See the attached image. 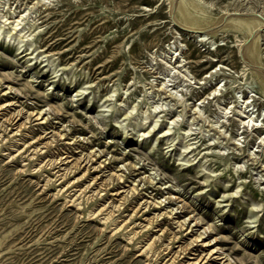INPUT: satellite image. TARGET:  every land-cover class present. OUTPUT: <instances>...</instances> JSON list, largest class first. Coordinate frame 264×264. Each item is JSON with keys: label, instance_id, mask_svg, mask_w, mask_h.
I'll list each match as a JSON object with an SVG mask.
<instances>
[{"label": "rangeland", "instance_id": "374dc122", "mask_svg": "<svg viewBox=\"0 0 264 264\" xmlns=\"http://www.w3.org/2000/svg\"><path fill=\"white\" fill-rule=\"evenodd\" d=\"M34 1L0 0V264H264V0Z\"/></svg>", "mask_w": 264, "mask_h": 264}, {"label": "bare ground", "instance_id": "6f19581e", "mask_svg": "<svg viewBox=\"0 0 264 264\" xmlns=\"http://www.w3.org/2000/svg\"><path fill=\"white\" fill-rule=\"evenodd\" d=\"M46 1H41V0H35L34 2H33V4H32V6H36V8L37 9H41V7L44 5L45 6V3ZM32 6H31V8H32ZM251 48V47H250ZM161 89H163L162 87H161ZM160 91V90H159ZM8 104V103H7ZM38 115V114H37ZM45 118V117H44ZM60 134V133H59ZM15 140V139H14ZM30 148V147H29ZM84 160V159H83ZM101 163V162H100ZM65 167V166H64ZM58 170V169H57ZM65 171V170H64ZM119 174V173H118ZM118 177H119V175H118ZM66 182V181H65ZM65 184V183H64ZM80 188V187H79ZM79 192V191H78ZM77 192V193H78ZM86 196V195H85ZM101 208V207H100ZM109 216V215H108ZM105 218H107V217H105ZM107 220V219H106ZM120 222V221H119ZM124 222V221H123ZM122 222V223H123ZM121 223V224H122ZM119 225V224H118ZM149 225V224H148ZM116 228H119V227H116ZM129 233V232H128ZM130 234V233H129ZM200 234V233H199ZM135 235V234H134ZM133 236V235H132ZM200 236V235H199ZM128 237V236H127ZM198 237V236H197ZM152 240V239H151ZM150 242V241H149ZM151 244V243H150ZM144 245V244H143ZM151 246L152 245H150V249H151ZM176 254V253H175ZM169 263H170V261H169ZM171 264V263H170Z\"/></svg>", "mask_w": 264, "mask_h": 264}]
</instances>
